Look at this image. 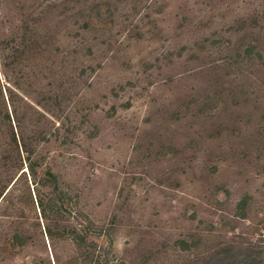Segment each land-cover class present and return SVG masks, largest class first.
<instances>
[{
  "label": "rangeland",
  "instance_id": "obj_1",
  "mask_svg": "<svg viewBox=\"0 0 264 264\" xmlns=\"http://www.w3.org/2000/svg\"><path fill=\"white\" fill-rule=\"evenodd\" d=\"M22 15L65 60L29 121L72 208L54 247L20 183L27 245L0 216V264H86L83 221L117 264H264V0H0V36Z\"/></svg>",
  "mask_w": 264,
  "mask_h": 264
},
{
  "label": "trees",
  "instance_id": "obj_2",
  "mask_svg": "<svg viewBox=\"0 0 264 264\" xmlns=\"http://www.w3.org/2000/svg\"><path fill=\"white\" fill-rule=\"evenodd\" d=\"M24 17L26 15L17 19L16 25L13 22L10 31L8 29L7 34L0 36V212H3L0 216L9 223L19 219L16 214L25 215V207L16 196L20 183H23L21 197L30 202L34 213L39 210L44 221L42 233L54 245L55 230L62 228L68 233L70 228L61 223H70V220H63V216L71 213V196L69 189L61 185V174L53 170V160L48 161L37 149L31 150L35 147L37 134L33 127L38 126L30 122L29 117H34L37 108H42L38 96L44 73L52 80L47 104L53 109L62 105L66 95V64L53 52L49 33H42L48 28L47 23L43 20L31 30ZM51 117L54 123L58 122L55 115ZM67 120L70 122L69 118ZM72 133L69 131L70 137ZM12 224V231L7 233L8 245L13 249L24 248L27 238L23 226L14 221ZM79 225L84 234L72 240L79 248L86 247L87 253L90 244L93 246L94 259L87 260L86 264H117L110 229L103 226L104 232L100 235L92 232L90 221ZM54 262L62 264L59 258Z\"/></svg>",
  "mask_w": 264,
  "mask_h": 264
}]
</instances>
